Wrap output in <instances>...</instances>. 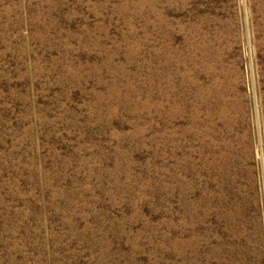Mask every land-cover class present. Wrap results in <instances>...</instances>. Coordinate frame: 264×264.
Here are the masks:
<instances>
[{
  "label": "rangeland",
  "instance_id": "1",
  "mask_svg": "<svg viewBox=\"0 0 264 264\" xmlns=\"http://www.w3.org/2000/svg\"><path fill=\"white\" fill-rule=\"evenodd\" d=\"M0 264H264V0H0Z\"/></svg>",
  "mask_w": 264,
  "mask_h": 264
},
{
  "label": "bare ground",
  "instance_id": "2",
  "mask_svg": "<svg viewBox=\"0 0 264 264\" xmlns=\"http://www.w3.org/2000/svg\"><path fill=\"white\" fill-rule=\"evenodd\" d=\"M166 49H168V52H172V50H170V48H169V46H166L165 44H162L161 46H160V48H159V50H158V52H161L163 55H165V51H166ZM172 49V48H171ZM175 53V52H174ZM172 55V54H171ZM170 55V56H171ZM169 56V57H170ZM170 65H172V64H170V58H168V59H163L162 57H160L159 58V60L157 59V67H159V69H161V67L163 66V69H170ZM162 69V70H163ZM161 71V70H160ZM158 75H161V73H158L157 72V76ZM158 77H160V76H158ZM163 110V105L162 104H159V110ZM160 110V111H161ZM212 113V107L211 106H209L208 107V109H207V116L208 115H210Z\"/></svg>",
  "mask_w": 264,
  "mask_h": 264
}]
</instances>
